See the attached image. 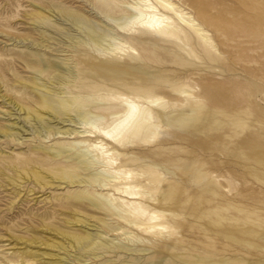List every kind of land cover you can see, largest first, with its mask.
<instances>
[{
	"label": "bare ground",
	"instance_id": "bare-ground-1",
	"mask_svg": "<svg viewBox=\"0 0 264 264\" xmlns=\"http://www.w3.org/2000/svg\"><path fill=\"white\" fill-rule=\"evenodd\" d=\"M27 1L30 10L23 12L24 16L20 14L34 25L37 38L21 35L18 40H28L55 53L45 56L37 50L30 51L27 46L11 52L30 76L23 78L12 69L10 84L0 80L3 92L0 103L10 107L8 111L0 110L7 116L0 118L3 120L0 137L15 146L23 141L27 143L25 151L0 150V174L12 183L25 175L39 188L65 189L62 193H52L55 206L69 210V215L61 218L63 227L49 221L48 215L42 216L45 228L60 236L58 241L49 238L51 243L46 245L65 252L73 249L74 261L69 264H164L166 261V264H264V244L260 242L264 240V232L246 225L240 238L233 237L234 246H230L232 252L239 253L236 256L218 254L212 261L206 256L209 253L198 248L189 250V244L179 234L180 227L188 223L187 217L161 207L176 188L182 186L186 191L185 186L168 177L157 163L127 167L120 161V158L138 161L126 153L128 147L159 146V132L170 126L167 116L174 113L176 106L190 105L198 113L206 108L200 85L190 78L171 86L172 92L179 96L177 100H169L156 91L164 82L157 75L159 70H170L173 64L213 69L206 61L214 63L221 59V52L203 24L180 0H84L90 6L84 12L94 14L95 21L78 8L59 1ZM54 16L69 22L83 36L67 38L62 43L64 48H50L51 43L47 42L55 38L48 34L49 29L57 33L64 31L61 27L64 24L59 26L52 19ZM14 114L16 117L11 118ZM27 131L30 137L22 139L20 136ZM215 154L221 156L218 151H212L207 157L210 159ZM9 169L15 172V179L7 174ZM208 176L213 184H220L223 191L230 193L229 183L234 180L229 174L217 176L208 172ZM213 190L210 191L213 195L222 196ZM65 199L84 201L98 215L82 214L71 204H65ZM27 241L42 244L35 237ZM21 251L9 258L8 263H36L39 256L36 252L28 248ZM63 257L47 264H65L61 261L65 260Z\"/></svg>",
	"mask_w": 264,
	"mask_h": 264
},
{
	"label": "rangeland",
	"instance_id": "rangeland-1",
	"mask_svg": "<svg viewBox=\"0 0 264 264\" xmlns=\"http://www.w3.org/2000/svg\"><path fill=\"white\" fill-rule=\"evenodd\" d=\"M55 1L70 5L75 9L78 8L82 12L86 11L85 9L89 11L90 8L84 0ZM26 2L28 3L27 0H0V25L3 26H0V80L4 79L9 84L12 82V69L23 78L30 76L23 66L16 62L11 52L23 50V46H27L30 51L37 50L39 53H44L45 56H52L55 53L48 48L36 47L28 40H18L21 35L22 37L31 36L32 39L37 38L34 25L23 18L25 15L23 12L30 10L29 4ZM180 3L210 33L221 52V59L214 63L206 61L207 66L213 67V69L181 67L179 64H173L171 68H168L170 70H159L157 75L164 82L162 88H156V91L169 100H177L179 96L172 92L171 86H178L179 83L190 78L200 85L203 94L202 100L206 108L198 113V110L190 105L176 106L173 109L174 113L167 116L170 126H164L159 132V146L128 147L125 150L126 153L135 156L138 161L130 162L123 158H120V161L127 167L157 163L168 177L185 186L186 191L182 186H179L173 195L161 204V207L184 214L188 223L180 227L179 234L189 244L188 249L198 248L203 253H209L204 255L215 261L216 257L220 255L229 257L239 254L231 251L235 240L233 237L240 238L242 227L245 225L248 228L253 227L256 231L262 229L261 231L264 232V0H180ZM20 13H23V16ZM90 13L87 15H90L92 20H97L93 17L94 14ZM52 19L59 23V26L64 24V27L61 26L64 31L57 33L58 31L49 29L50 32H46L56 40H48L47 43H51L49 46H52L50 48H64L62 43H66L67 38L83 36L79 30L76 32V28L72 27L69 22H62L63 20L58 16H54ZM20 22L24 24L22 25ZM1 31L5 33L4 35L8 34V37L4 36ZM185 47L190 48L189 45ZM196 50L198 51L197 48ZM176 51L178 50L176 49ZM159 53L162 57L164 56L162 51ZM168 56L171 57V55ZM10 78L11 80H8ZM0 92L3 93L2 88ZM1 104L0 110L8 111L10 109L7 105ZM11 111L14 113L13 110ZM2 113L0 112V115L3 117L0 116V118H7ZM13 117L16 115L14 114L11 118ZM0 121L3 120L0 119ZM27 132L20 137L22 139L30 137V131ZM0 141V150L4 153H9L12 150L14 152L26 150L24 146L27 141H23L24 145L16 146L7 142L3 137H0ZM247 143H250L251 146H245ZM212 151L213 153L218 151L221 156L215 154L209 159L208 153ZM6 171L15 179L16 174L13 170ZM208 172L217 176L229 174L235 183H229L230 193L223 191L220 184H213ZM32 182V178L25 175L22 180L13 183L7 176H0V198L3 197V201L0 199V207H2L0 208V264H9V258L16 257L18 252L25 251L26 248L39 255L35 258L36 263L28 262L27 264H47V262L63 257V255L65 260L61 261L69 264L74 261L72 258L75 254L72 252L73 249L68 248L69 252H65L62 249L46 245L51 243V240H60V236H56L55 232L45 228L42 217L48 215L49 221L63 227L62 219L69 215V210L66 209L67 213L65 209L55 206L56 201L52 198V193H62L65 192V189L48 186L39 188L38 184ZM221 184L225 185L224 182ZM4 185H8V187ZM16 187L18 188L16 189ZM213 189L222 196L213 195L211 193ZM9 197L11 198L9 199ZM10 203L12 204L10 205ZM64 203L71 204L87 216L98 215L87 207L84 201L65 199ZM29 219L31 220L29 221ZM210 219L217 222L212 223ZM113 221L116 220L113 219ZM117 223L127 227L120 221ZM131 230L135 231L133 228ZM135 232L138 236H142L140 232ZM26 237L42 240L43 245L40 242L30 243ZM260 242L264 244V240H260ZM64 244L67 245L66 240ZM137 247L141 246L137 244ZM49 254L50 256L52 254V257ZM166 263L167 261L164 264Z\"/></svg>",
	"mask_w": 264,
	"mask_h": 264
}]
</instances>
